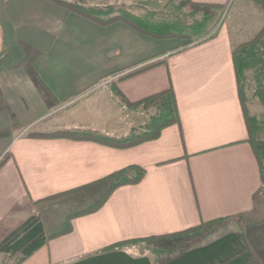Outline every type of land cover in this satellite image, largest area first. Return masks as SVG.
Listing matches in <instances>:
<instances>
[{
  "label": "crops",
  "instance_id": "0c3cea01",
  "mask_svg": "<svg viewBox=\"0 0 264 264\" xmlns=\"http://www.w3.org/2000/svg\"><path fill=\"white\" fill-rule=\"evenodd\" d=\"M190 1L223 11L235 0ZM245 1L242 9L263 14ZM240 29L229 20L180 48L179 39L101 26L53 0H0V241L65 201L45 198L131 166L145 171L22 264H264V185L232 61ZM113 86L130 103L172 89L178 124L128 148L56 134L120 139L138 127L148 112L122 106ZM215 220L193 241L175 237ZM147 241L158 249L140 248Z\"/></svg>",
  "mask_w": 264,
  "mask_h": 264
},
{
  "label": "trees",
  "instance_id": "16d2710c",
  "mask_svg": "<svg viewBox=\"0 0 264 264\" xmlns=\"http://www.w3.org/2000/svg\"><path fill=\"white\" fill-rule=\"evenodd\" d=\"M68 11L74 12L101 26H107L115 22H121L138 34L151 37L155 40L176 38L187 44H198L211 39L210 35L214 19L217 17L220 7L207 4H195L190 0H181L178 9L188 5L190 13L187 17L169 16L167 19H157L154 12H145L142 15H134L127 8H90L75 2H62L53 0ZM264 14V0H252ZM198 13V19L193 18ZM232 61L236 78L238 96L242 106L246 127L249 134V144L257 160L260 179L264 185V143L254 138L256 118L249 117L244 105V82L246 74L250 73L254 85L253 95L260 104L264 105V27L247 41L233 45ZM119 103L128 109L141 108L143 111L151 112L147 122L130 131L123 138H106L89 130H75L70 132H57L56 134H67L76 139L97 140L119 148H128L143 142L152 141L159 137L161 131L169 126L178 124L179 117L176 101L172 89H167L154 94L136 103L128 102L122 94L113 86L111 87ZM49 97L51 93L47 92ZM37 134L29 135L35 136ZM145 171L137 166H131L119 172L113 173L91 185L45 198L39 203L54 202L64 199L66 196L80 193L93 187H102V192L96 199L82 210H78L65 219L64 227L54 234L47 236L41 217L38 214L27 217L17 228L11 231L0 241V256L5 257L6 264L15 261L14 264H22L35 252L42 248L47 241L56 235H61L70 230L69 221L78 216L87 215L97 211L111 193L122 186L135 185L144 176ZM221 220L202 223L198 227L187 230L175 237H187L193 241L199 236L208 233ZM137 243V242H132Z\"/></svg>",
  "mask_w": 264,
  "mask_h": 264
},
{
  "label": "rangeland",
  "instance_id": "374dc122",
  "mask_svg": "<svg viewBox=\"0 0 264 264\" xmlns=\"http://www.w3.org/2000/svg\"><path fill=\"white\" fill-rule=\"evenodd\" d=\"M74 2L76 4L90 8H127L134 15H142L145 12H154L155 17L162 20L167 19L169 16H179L185 18L191 12V9L188 5L178 9L179 5L181 4V0H76ZM247 2L249 1L235 0L234 3L230 5V7L224 9L223 11H218L217 17L214 19L213 28L210 35L216 33L219 26L224 22H228L229 20H234L235 27H238L239 25L241 27L239 30L240 33H238L235 38L237 42L247 41L257 32H259L264 27V15L261 12L249 13V11L247 12V10L242 9V7L249 4ZM250 14H253V16L257 15L256 19L258 20L255 21V23L254 21L251 22L252 24L249 22V17H252ZM200 16L201 13H198L193 18H188V20L198 19ZM250 24L251 26H249ZM179 44L180 48L192 45L181 40ZM246 75V81L244 82V105L247 115L249 117L254 116L256 118L254 138L264 143V105L260 104L258 99L254 97L252 93L254 85L251 80V75L250 73H247ZM150 113L151 112H148L146 116L141 118L142 120L139 122V126H142L147 122ZM100 192H102L101 186L93 187L80 192V194L75 193L66 196L65 201L62 203L46 204L44 207H41L40 216L44 222L46 232L55 233L56 231L62 229L67 217L71 216V214L75 213L76 211L87 207L96 199ZM179 240L182 241V239ZM171 241H173V239H171ZM176 242L174 241V243ZM139 246L140 248H147L154 252L156 249H158V243L156 241L142 242ZM4 262H6L5 257H0V264H3ZM14 262L15 261H11L6 264H14Z\"/></svg>",
  "mask_w": 264,
  "mask_h": 264
},
{
  "label": "built area",
  "instance_id": "2783aa9c",
  "mask_svg": "<svg viewBox=\"0 0 264 264\" xmlns=\"http://www.w3.org/2000/svg\"><path fill=\"white\" fill-rule=\"evenodd\" d=\"M214 34H215V33H214ZM211 35H213V34H211ZM211 35H210V36H211Z\"/></svg>",
  "mask_w": 264,
  "mask_h": 264
}]
</instances>
